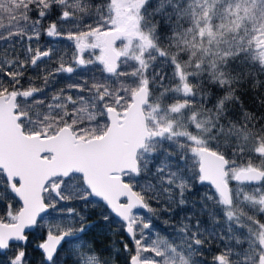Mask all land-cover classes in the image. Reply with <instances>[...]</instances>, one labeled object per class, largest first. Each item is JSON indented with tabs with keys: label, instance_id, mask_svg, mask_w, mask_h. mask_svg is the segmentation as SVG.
Segmentation results:
<instances>
[{
	"label": "snow or ice",
	"instance_id": "6c2138e0",
	"mask_svg": "<svg viewBox=\"0 0 264 264\" xmlns=\"http://www.w3.org/2000/svg\"><path fill=\"white\" fill-rule=\"evenodd\" d=\"M43 36L70 42V61ZM77 72L92 75L47 94ZM262 76L264 0H0V264H30L36 229L40 264H108L83 240L95 224L60 203L90 197L100 222L119 221L125 264H264V113L238 95ZM193 180L210 186L199 203L213 227L152 238L168 210L152 202L184 205Z\"/></svg>",
	"mask_w": 264,
	"mask_h": 264
},
{
	"label": "trees",
	"instance_id": "16d2710c",
	"mask_svg": "<svg viewBox=\"0 0 264 264\" xmlns=\"http://www.w3.org/2000/svg\"><path fill=\"white\" fill-rule=\"evenodd\" d=\"M101 0H96V3H100ZM35 19V17H33ZM4 23H7L5 20ZM47 21L44 22L45 26L47 25ZM41 49H45L48 47H53L56 49L58 53H67V57H65V63H68L70 61V58L73 53L72 46L70 42L63 39H53L49 38L47 36H43L39 42ZM33 47H36L35 42L33 43ZM184 59H187V57H184ZM58 66V61L55 57H53L52 60H46L39 64V66L31 72L26 73L25 80L22 81V85L24 88L29 87L28 83V77H37L42 76L44 73L42 72V69L47 68L49 71H51L54 67ZM157 68H160V65L158 64L156 66ZM172 69L165 67L163 69V73L167 74L168 76H171ZM85 75L91 76L92 73L88 72L85 74H81L80 72L74 73V74H67V73H61L58 75L55 80L54 87L50 86L47 94L51 96L55 91L66 87L69 83L82 79ZM260 79H264V76L260 77ZM195 83V81H192ZM43 83L42 80H35V86H41ZM165 85L168 87H172L173 85L170 84L167 80L165 81ZM244 94L240 95L241 101L244 104V107L246 110L250 112H254L256 115H260L264 113V108H261L259 106V100L256 99L258 92L264 93V89L259 90H252L250 85H247ZM158 94V93H157ZM222 94V93H221ZM169 102H172L171 100ZM232 159H236L235 157H231ZM248 159L247 156H244L237 160L238 164H243ZM256 164H259L260 161L256 160ZM193 187L190 189L189 192H187L186 198L187 202L184 205L177 206L176 204H172L169 208V205L167 204H157L155 201L152 202L153 208H161V209H168L167 211L161 212L159 215L153 216V224L154 227L151 231V235L155 236L156 233H159L161 237H166L168 239H175L177 243L180 242V238L177 236L178 229L182 226V224H191L195 225L197 223V220L201 221V228H209L211 229L213 227L211 221L208 219L207 215L201 212L200 207V196L203 195L205 192L209 190V184L207 183H200L198 180L192 181ZM230 187L233 189H236L238 187L236 182H230ZM245 191L252 192L253 187L252 186H245ZM97 199H94L92 197L89 198V202L87 204H84L82 201H71V202H60L61 204H66L67 207H73L76 208L78 211L83 210V215L86 216L88 219L86 220V223L89 224H95L93 228H91L89 231H87L84 236L83 240L87 243H90L94 250L95 254L100 258V260L107 261L108 264H125V259L128 257V253H124L121 251V255L119 257H115L113 255L114 250V241H121L126 240V243L128 242V239L125 237L123 233L119 231V221L113 216V220L115 222L110 224H105L100 222L101 221V208L102 205L96 203ZM19 203L15 202L14 207L18 208ZM59 210L60 206L58 205L57 210L49 209L48 215L45 216V219H52V220H59L61 217L59 216ZM143 212V210H138ZM248 214H252L249 212ZM258 219H261L262 222H264V217H257ZM167 221V223H165ZM78 226V225H77ZM195 230V229H193ZM40 236V229H36L32 231V234L30 235V244L27 247V253H28V259L30 261V264H40L41 260V253L35 249V244L38 242ZM115 247H118L122 250L123 245L117 244ZM129 248L134 249L133 244L129 243ZM214 252H205L203 257L201 259L211 260L212 255H214ZM11 255V253H9ZM68 264H71V260L68 261Z\"/></svg>",
	"mask_w": 264,
	"mask_h": 264
},
{
	"label": "rangeland",
	"instance_id": "374dc122",
	"mask_svg": "<svg viewBox=\"0 0 264 264\" xmlns=\"http://www.w3.org/2000/svg\"><path fill=\"white\" fill-rule=\"evenodd\" d=\"M117 46L119 47L120 46V44H119V42H118V44H117ZM96 54H98V52L96 53ZM92 56H93V53L89 50V51H86L85 53H84V58L85 59H89V58H92ZM151 235V234H150ZM126 237V236H125ZM151 237L152 238H155V236H152L151 235ZM127 238V237H126ZM124 242H126V240H124ZM134 246V245H133ZM112 264V263H111ZM113 264H115V263H113Z\"/></svg>",
	"mask_w": 264,
	"mask_h": 264
},
{
	"label": "water",
	"instance_id": "95a60500",
	"mask_svg": "<svg viewBox=\"0 0 264 264\" xmlns=\"http://www.w3.org/2000/svg\"><path fill=\"white\" fill-rule=\"evenodd\" d=\"M205 183H207V182H205ZM208 184V183H207ZM92 198H94V199H97L98 200V198H96V197H92ZM21 205H20V203H19V206H18V208L20 207ZM126 236V235H125Z\"/></svg>",
	"mask_w": 264,
	"mask_h": 264
}]
</instances>
